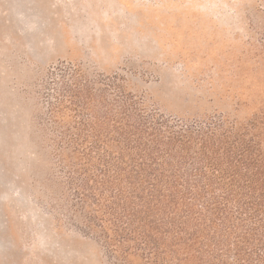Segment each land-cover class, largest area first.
Returning a JSON list of instances; mask_svg holds the SVG:
<instances>
[{
	"label": "rangeland",
	"instance_id": "1",
	"mask_svg": "<svg viewBox=\"0 0 264 264\" xmlns=\"http://www.w3.org/2000/svg\"><path fill=\"white\" fill-rule=\"evenodd\" d=\"M66 63L116 74L146 111L216 125L264 155V0H0V264H221L247 251L250 220L225 231L221 256L204 234L170 232L154 257L60 206L56 159L68 151L47 128L71 111L48 118L43 79Z\"/></svg>",
	"mask_w": 264,
	"mask_h": 264
},
{
	"label": "trees",
	"instance_id": "2",
	"mask_svg": "<svg viewBox=\"0 0 264 264\" xmlns=\"http://www.w3.org/2000/svg\"><path fill=\"white\" fill-rule=\"evenodd\" d=\"M43 82L48 118L71 111L69 122L47 128L68 151L56 159L65 188L60 206L83 212L104 241L137 242L154 257L170 232L194 242L204 234L209 256H221L229 251L225 231L239 233L250 220L240 231L249 249L235 248L232 259L220 262L264 264V155L256 143L236 145L214 134L216 125L146 111L116 74L105 77L82 64H59Z\"/></svg>",
	"mask_w": 264,
	"mask_h": 264
}]
</instances>
